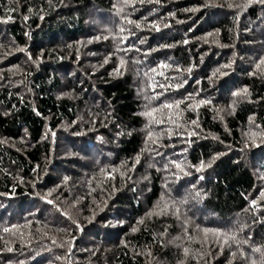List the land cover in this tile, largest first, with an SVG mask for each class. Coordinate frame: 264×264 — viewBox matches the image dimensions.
<instances>
[{
  "label": "trees",
  "instance_id": "trees-1",
  "mask_svg": "<svg viewBox=\"0 0 264 264\" xmlns=\"http://www.w3.org/2000/svg\"><path fill=\"white\" fill-rule=\"evenodd\" d=\"M239 3L0 0V264H259L264 7H228ZM120 26L134 34H120ZM117 34L128 38L118 45ZM118 46L130 50L117 53ZM119 57L127 69L117 74ZM161 63L172 79L149 71ZM153 80L187 83L152 106L189 93L211 101L174 110L182 128L153 125L174 131L157 144L146 143L141 114L145 97L164 91L154 92ZM244 88L247 96L233 95ZM190 186L201 195L187 196ZM205 228L235 232L244 256L231 241L205 238Z\"/></svg>",
  "mask_w": 264,
  "mask_h": 264
},
{
  "label": "snow or ice",
  "instance_id": "snow-or-ice-1",
  "mask_svg": "<svg viewBox=\"0 0 264 264\" xmlns=\"http://www.w3.org/2000/svg\"><path fill=\"white\" fill-rule=\"evenodd\" d=\"M158 2V0H157ZM9 3H11V0H9ZM49 3H51V0H49ZM124 3L125 5L128 4V0H124ZM253 4H259L261 5L262 7H264V0H241V3L239 4H228V7L229 8H234V9H237L239 11H243L245 9H247L248 7H250L251 5ZM206 6H209V5H206ZM123 7H121L119 9L120 12H123ZM9 12H13L15 11V9L13 8H9L8 9ZM29 11H32L31 9H29ZM44 17L43 16H40V19H43ZM12 17L11 16H8L7 17V20H11ZM24 19L27 20L28 19V16H24ZM125 23L126 24H130V25H134L136 28H140L141 27V24L139 22H136V21H133V20H130L128 19L126 16L123 18ZM7 20H5L4 22H7ZM167 26V25H165ZM152 27H156L157 30H159V28L153 24ZM118 32L120 34L122 33H129V35H133L134 33L131 31V29H128V28H125L124 26H120L119 29H118ZM209 36L213 35L212 33H209L208 34ZM101 37H97V39H100ZM104 39H108L109 37L108 36H104L103 37ZM114 39L117 40L118 42V45L119 43H122L123 41L127 40V36H124V35H114L113 37ZM143 42V41H141ZM184 43H188L187 40L184 41ZM130 49H127V48H121V47H117L116 48V52H127L129 51ZM137 51H139V49H136ZM20 51H26V49H20ZM147 55V53H146ZM111 57H107L105 59V63H108V60L110 59ZM29 59H32V57L29 55ZM35 62V61H34ZM139 61H136V63H138ZM127 63V61L124 59V57H119V66L118 68L116 69L117 71V74H119V68L120 67H123L125 66ZM262 66H264V59H261L260 62L256 65V68L257 70H262ZM170 66L167 65V64H164V63H161L159 64L156 68H152L150 69L149 71L151 73H154V74H157L159 76H162L164 77L165 81L169 80V79H172L168 76L165 75V72L162 71V69H167L169 68ZM223 67H230V65H224ZM177 72H181V71H187L188 73H191L192 71V68L189 67L187 68L186 70H181L179 68L176 69ZM219 71V70H217ZM145 75L147 76L148 73H145ZM215 75V73L213 74ZM211 79V78H210ZM187 83V80H184L183 82H180V83H177L175 84L174 86L170 83H156L154 80H153V91L155 92V88L156 87H159L160 89H163L164 91H161L159 93H155L154 95L152 96H146L145 99L148 101V103L145 105V111L143 113H141L143 116H145L147 119H148V132L146 134V143H152V144H157V141L159 139H162L164 135H167L169 139L172 138L173 134H174V131H173V128L171 127H166V128H162L159 132H154L152 130V126L153 125H156V126H159V125H166V124H171V125H174L175 128L179 129V128H182L184 127V125L182 123H177V119L176 117H174L173 115V112L174 110H178L180 109V105L181 104H186V110H197L200 106H204V105H207V104H210L211 101L210 100H207V99H199V100H196L195 99V96H198L199 93H196V94H192V93H189L187 96L185 97H182L180 99H176V100H165L163 102H161L160 104L156 105V106H152V101L153 100H158L160 98V96L164 95L166 91H168L169 89H173V90H178L179 88L183 87L184 84ZM234 96H241V95H244V96H247L248 95V89L247 88H244L241 92H235L233 93ZM234 105H235V101L233 102V105H230L229 107L230 108H234ZM167 110V111H165ZM39 114V113H37ZM179 114L176 113V116H178ZM251 120V118H250ZM191 125H195L198 127V123H197V120H191L189 122ZM185 131H187V129H185ZM176 134H180V135H183V133H176ZM189 135H194L196 134L195 132H189L188 133ZM54 135V133H53ZM154 136H155V139H154ZM152 151H156L155 148H152L151 149ZM159 154V153H157ZM136 163H139V157L136 158ZM172 164L180 171L182 172L184 175H189L190 173L185 171L184 167H182L181 163L179 162H176V161H172ZM210 166V165H209ZM205 167V164L203 161H201L200 165L198 167H195V170L197 172L201 171L203 168ZM105 170L104 169H101V172H104ZM115 171V170H113ZM200 179H203V177H200ZM68 180V177H65L64 178V181L65 183L67 182ZM35 186V185H33ZM95 189H93L94 191ZM13 192H14V189H13ZM0 195H4V193H0ZM52 193L49 192L47 193V195L44 197V199L47 200V202L49 204H52L53 203V200H50V199H47L48 196H51ZM195 197H199L201 194L197 191L195 194ZM260 196L261 197H264V191H261L260 193ZM252 204L253 205H256V201L253 200L252 201ZM176 213H179V208H176L175 209ZM149 215H151V213H149ZM143 221H138V223H142ZM73 223H76L75 221H73ZM77 227L79 228V225L77 224ZM19 226L17 225H13L12 226V229H18ZM12 229L10 228H4L3 231L8 233V232H12ZM133 231H136L137 229L136 228H133L132 229ZM204 233H209V232H212L214 235H216L217 237H221L223 239V242L224 243H228L229 241H231L232 243L236 244L237 245V251H239L240 255L243 257L244 256V253L243 251L240 249L239 245H240V242L237 240V236H236V233L235 232H232V233H227V232H220L219 230H214V229H208V228H205L203 229ZM15 234V233H13ZM21 236H23V233L20 234ZM53 244H56V241L53 240L52 241ZM68 244H71V241H68L67 242ZM243 243H247V241H243ZM63 246V245H61ZM232 245L229 244V247H231ZM12 249L9 248L8 251H11ZM221 250H222V246H221ZM69 251H71V248H69ZM237 251H233L231 253V255L233 257H235L237 255ZM253 251L255 252H258V253H261V260L259 262V264H264V249L262 248H254ZM184 252L185 254L187 255L188 252H189V249L188 248H184ZM252 264H256V261H253Z\"/></svg>",
  "mask_w": 264,
  "mask_h": 264
},
{
  "label": "rangeland",
  "instance_id": "rangeland-1",
  "mask_svg": "<svg viewBox=\"0 0 264 264\" xmlns=\"http://www.w3.org/2000/svg\"><path fill=\"white\" fill-rule=\"evenodd\" d=\"M92 14H94V16H96V12H91ZM106 20V19H105ZM94 25H96V24H94ZM90 40V39H89ZM88 40V41H89ZM125 67V69H127V64L124 66ZM124 71V70H123ZM168 141H169V139H168ZM164 144L166 145L167 144V141L166 142H164ZM188 192V193H187ZM187 196H193L196 192H197V190L196 189H192V187L190 186V188H187ZM180 214V213H179ZM234 224V223H233ZM181 229H182V227H180ZM212 235H214L212 232H210ZM197 234H199L198 232H196V235ZM202 235L205 237V238H211V236L208 234V233H204V232H202ZM215 236V235H214ZM172 241H168L167 243L169 244V243H171ZM181 251V250H180ZM189 253V252H188ZM205 257V256H204ZM202 258V257H201ZM200 258V259H201Z\"/></svg>",
  "mask_w": 264,
  "mask_h": 264
}]
</instances>
